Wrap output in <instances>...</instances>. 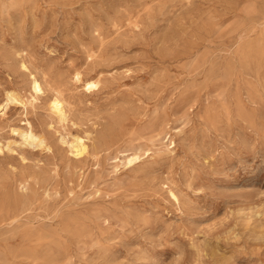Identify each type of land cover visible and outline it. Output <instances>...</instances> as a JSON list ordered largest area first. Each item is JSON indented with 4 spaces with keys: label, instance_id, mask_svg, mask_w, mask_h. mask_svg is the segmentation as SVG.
<instances>
[{
    "label": "rangeland",
    "instance_id": "374dc122",
    "mask_svg": "<svg viewBox=\"0 0 264 264\" xmlns=\"http://www.w3.org/2000/svg\"><path fill=\"white\" fill-rule=\"evenodd\" d=\"M8 89L0 264H264V0H0Z\"/></svg>",
    "mask_w": 264,
    "mask_h": 264
},
{
    "label": "bare ground",
    "instance_id": "6f19581e",
    "mask_svg": "<svg viewBox=\"0 0 264 264\" xmlns=\"http://www.w3.org/2000/svg\"><path fill=\"white\" fill-rule=\"evenodd\" d=\"M143 13V12H142ZM27 15V14H26ZM106 22V21H105ZM98 32V31H97ZM68 43V42H67ZM129 47V46H128ZM93 52V51H92ZM94 54V53H93ZM91 55V54H90ZM26 66V65H25ZM32 76V75H31ZM74 79L77 82L82 83L85 87V89L87 90H92L93 88L98 86V81L92 80L90 78H88L87 76H85L82 71L77 70L74 72ZM35 89L39 90L41 88V83L38 79L34 80L33 83ZM6 91V90H5ZM41 95V94H40ZM6 103H2L0 104L1 108H6L7 106H9L10 103H15L16 105H21L23 106L25 109L26 107H28V102L27 100H25L24 98H22L19 94H17L15 91L13 90H7L6 91ZM155 100V99H154ZM83 104V103H82ZM241 104V103H240ZM50 107L53 110L54 113L58 114V117L66 118L67 117V109L65 108V103L63 102V97L60 96L59 93H55L54 95H52V97L50 98ZM68 107V105H67ZM4 111V109L2 110ZM6 112V111H5ZM3 114V113H2ZM5 114V113H4ZM60 119V118H59ZM67 119V118H66ZM65 119V120H66ZM61 120V119H60ZM30 122V121H29ZM101 125V124H100ZM74 127V126H73ZM20 129V128H18ZM18 131V130H17ZM58 132V131H57ZM19 134L22 138V143H24L27 146H44L47 147V141L45 136H43L41 133H39L38 131H36L33 126H30L29 128L26 129H20L19 130ZM88 135V134H87ZM70 139V138H69ZM62 143V142H61ZM21 145V143H20ZM13 146V145H12ZM70 146L72 148V150L77 154L80 155L84 152L85 150V146L84 144L81 142V140L79 138H75L73 140V142L70 143ZM167 146V145H166ZM14 152V151H13ZM45 153V152H44ZM38 161V160H37ZM131 161V160H130ZM130 164V163H129ZM174 194V193H173ZM212 208V207H211Z\"/></svg>",
    "mask_w": 264,
    "mask_h": 264
}]
</instances>
